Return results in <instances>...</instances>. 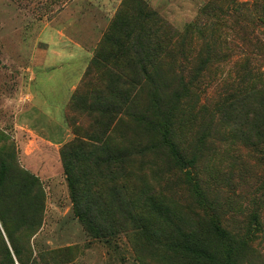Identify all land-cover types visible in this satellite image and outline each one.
Returning <instances> with one entry per match:
<instances>
[{"label":"rangeland","instance_id":"rangeland-1","mask_svg":"<svg viewBox=\"0 0 264 264\" xmlns=\"http://www.w3.org/2000/svg\"><path fill=\"white\" fill-rule=\"evenodd\" d=\"M129 91L133 116L121 110ZM261 98L264 0H0V169L43 194L35 227L15 233L25 262L264 264V148L239 137L233 112ZM169 109L188 172L161 144ZM101 131L130 157L75 163L92 227L75 214L61 152ZM6 249L18 264L0 223V264H12Z\"/></svg>","mask_w":264,"mask_h":264},{"label":"trees","instance_id":"trees-1","mask_svg":"<svg viewBox=\"0 0 264 264\" xmlns=\"http://www.w3.org/2000/svg\"><path fill=\"white\" fill-rule=\"evenodd\" d=\"M145 77L144 82H152V77L148 71L142 70ZM182 87L185 85L182 84ZM80 93V92H79ZM79 93L73 96L71 105L81 104L83 94ZM123 95V110L124 114L133 116L131 110L134 107V102L136 99V92H121ZM248 103L236 102V104L241 103V108L238 110L233 105V112L236 120L240 117V122L238 125L240 127L239 137L246 142L251 148L257 150L264 148V99H258L256 102L247 100ZM90 109H101L100 103L92 101L89 104ZM108 112L110 113V122L113 120L112 117L120 110L119 108L110 105ZM246 111V113L243 112ZM171 109L167 110L164 115L160 113L159 122L157 125L159 128V137L161 144L165 146L169 152H171L172 158L187 170L192 166V162L186 159L185 156L178 150L176 145H174V132L173 127L170 123ZM244 121H243V117ZM225 117V115L223 116ZM249 126L246 131L245 127ZM75 140L67 145L61 152V158L65 163V176L67 178L69 189L71 190V199L74 204L75 214L80 220L86 225L92 226L88 223V220H83L86 218V214L78 211V204L76 203V196L74 195V181L72 180L71 174L74 167L76 168L77 162H83L88 165V167L99 168L104 165H108L111 162H123L125 159L130 157L128 151L119 150L115 145H112V138L108 132H97L89 137L79 138L78 135L74 134ZM126 161V160H125ZM8 168L5 165L1 166L0 169V223L5 232L6 238L11 248V254L15 258L18 264H46L44 262L45 256L38 257V261L31 258L28 259V263L23 259L24 255H28L30 252L29 247L26 246L25 251L17 244L15 233L17 231H28L29 229L35 227L33 220L35 214H41L43 211V194L40 184L37 182L35 177L22 172H18L17 181L12 184L7 182L6 173ZM188 172V170H187ZM126 173V172H125ZM90 174V172H88ZM88 176V175H86ZM90 176V175H89ZM195 181L194 185H197V180L191 178ZM197 183V184H196ZM17 187L20 191V195H14L6 191L7 188ZM120 202L117 205L118 214L127 217L130 213L125 209ZM124 210V211H123ZM16 217L20 218V224L15 226ZM37 218V217H36ZM32 235L34 231H30ZM50 253V252H49ZM52 253V252H51ZM5 257H8L9 262L13 264L12 257L10 258L9 251L6 249ZM31 257V255H30Z\"/></svg>","mask_w":264,"mask_h":264}]
</instances>
